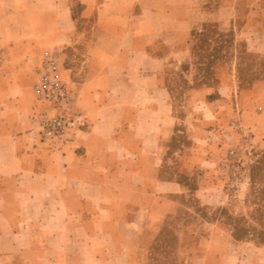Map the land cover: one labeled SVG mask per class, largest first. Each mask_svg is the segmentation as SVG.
<instances>
[{"label": "crops", "instance_id": "obj_1", "mask_svg": "<svg viewBox=\"0 0 264 264\" xmlns=\"http://www.w3.org/2000/svg\"><path fill=\"white\" fill-rule=\"evenodd\" d=\"M198 19L188 0H0V264H131L140 254L161 198L183 188L162 177L176 126L166 74L183 64ZM44 49L71 52L88 116L61 149L33 130ZM244 243L222 237L220 263L234 264ZM256 249L250 264H264V242Z\"/></svg>", "mask_w": 264, "mask_h": 264}, {"label": "rangeland", "instance_id": "obj_2", "mask_svg": "<svg viewBox=\"0 0 264 264\" xmlns=\"http://www.w3.org/2000/svg\"><path fill=\"white\" fill-rule=\"evenodd\" d=\"M188 5L201 19L183 64L174 62L166 74L176 126L162 147V177L183 188L161 198L152 218L160 225L143 231L142 251L130 261L221 264L222 237H229L245 242L232 248L240 254L230 260L250 264L264 242V0ZM52 51L72 69L76 94L74 57L66 49ZM76 106L85 114L77 98Z\"/></svg>", "mask_w": 264, "mask_h": 264}, {"label": "built area", "instance_id": "obj_3", "mask_svg": "<svg viewBox=\"0 0 264 264\" xmlns=\"http://www.w3.org/2000/svg\"><path fill=\"white\" fill-rule=\"evenodd\" d=\"M67 71L71 69L51 49H44L33 84L37 101L32 114L33 130L42 142L57 149L74 143L89 123L76 106V94Z\"/></svg>", "mask_w": 264, "mask_h": 264}]
</instances>
